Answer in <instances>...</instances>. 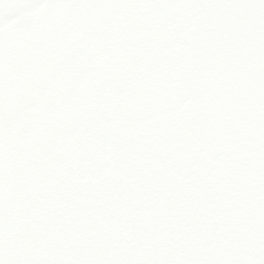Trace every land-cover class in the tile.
Returning a JSON list of instances; mask_svg holds the SVG:
<instances>
[{"label": "snow or ice", "instance_id": "6c2138e0", "mask_svg": "<svg viewBox=\"0 0 264 264\" xmlns=\"http://www.w3.org/2000/svg\"><path fill=\"white\" fill-rule=\"evenodd\" d=\"M0 264H264V0H0Z\"/></svg>", "mask_w": 264, "mask_h": 264}]
</instances>
